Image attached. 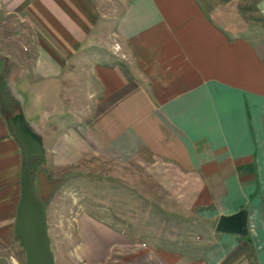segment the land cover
Returning a JSON list of instances; mask_svg holds the SVG:
<instances>
[{
	"label": "crops",
	"instance_id": "obj_1",
	"mask_svg": "<svg viewBox=\"0 0 264 264\" xmlns=\"http://www.w3.org/2000/svg\"><path fill=\"white\" fill-rule=\"evenodd\" d=\"M213 3L0 0V39L18 45L0 74L27 80L47 162L82 158L115 182L102 197L87 174L68 216L35 171L54 264H264V0ZM22 158L0 111V251L23 259ZM241 209L246 233L216 229Z\"/></svg>",
	"mask_w": 264,
	"mask_h": 264
},
{
	"label": "water",
	"instance_id": "obj_2",
	"mask_svg": "<svg viewBox=\"0 0 264 264\" xmlns=\"http://www.w3.org/2000/svg\"><path fill=\"white\" fill-rule=\"evenodd\" d=\"M7 64L5 58L0 57ZM10 83L5 81V85ZM16 97V96H15ZM18 101V100H17ZM12 135L22 148V165L19 187V202L16 208L15 227L22 243L24 264H54V258L49 245L45 209L32 195L29 184L28 161L34 156H43L41 134L24 116L21 103L17 109L6 116ZM219 231L246 233L247 212L241 209L235 213L221 214L216 223Z\"/></svg>",
	"mask_w": 264,
	"mask_h": 264
},
{
	"label": "rangeland",
	"instance_id": "obj_3",
	"mask_svg": "<svg viewBox=\"0 0 264 264\" xmlns=\"http://www.w3.org/2000/svg\"><path fill=\"white\" fill-rule=\"evenodd\" d=\"M202 2H205V0H201ZM209 2L213 3V0H208ZM216 1V0H214ZM238 1V0H237ZM214 4V3H213ZM236 7V6H235ZM224 9V10H223ZM228 9L227 6H224L222 8V11H226ZM1 30H5L6 28H0ZM7 49H14L15 46H18L16 43L9 44L6 42V40L0 39V55H3ZM18 50V48H17ZM13 52L11 50V52ZM19 50L20 47H19ZM5 74H2L3 84L5 85V81L9 82L12 77H9V73L7 76V70L11 69H5ZM0 71H3L2 69V61L0 59ZM26 79V77H25ZM19 81H17V84L14 85L15 89H11L12 85H10V90L13 92L16 96V99L21 103H23V98H28L29 94L31 93L30 88L26 86V81L21 77L18 78ZM2 86V85H1ZM1 99L5 101V104L9 107V98L8 93L3 92L1 93ZM16 111V110H15ZM87 160H84L80 158L73 164H69L67 166L55 168L51 167L50 164L47 162L45 158V154L41 157L34 156L31 158L29 165H28V171H29V177H30V183L34 187V175L35 171L42 170L45 174H50L53 178H55L52 182V185H56L55 190L53 194L51 195V202L50 205L53 209H57L59 213L67 214L68 216L73 213V211L79 209L81 207V200L83 199V194L87 192V183L85 182V179H87L85 176L90 173V176L93 178L92 181H94V185H92L93 192L95 194H99L102 197H106L108 194L107 192H112L111 195L114 194L115 190V182L112 180L109 183L111 184V187H106L104 182L105 175L103 174V171L98 170H92L87 171ZM98 165V164H96ZM138 174V180L139 181H145L146 175H144V172L142 170L137 171ZM110 177V176H109ZM112 178V177H110ZM124 193H127L126 191ZM140 195V202L138 206L141 207L144 206L146 203L143 200L142 193ZM108 197V196H107ZM61 214H59L60 217ZM3 247H5L3 245ZM12 246L6 247L5 249L0 251V264H24L23 259L21 257V254L19 255L17 252H12ZM106 264H120L119 260H115L114 258L110 259Z\"/></svg>",
	"mask_w": 264,
	"mask_h": 264
},
{
	"label": "trees",
	"instance_id": "obj_4",
	"mask_svg": "<svg viewBox=\"0 0 264 264\" xmlns=\"http://www.w3.org/2000/svg\"><path fill=\"white\" fill-rule=\"evenodd\" d=\"M3 83L4 82H3V79H2V75L0 74V95L3 92H6V93L8 92L7 89L4 87L5 85ZM8 98H9V104H10L9 107H8L7 104H5V101L3 99H1V96H0V111L2 112V114L5 117L7 115L13 113L17 109V103H18L17 99L15 97H13L12 95L8 94ZM38 157H41V156H38ZM31 158L28 161V165H29V162H30ZM29 184H30L31 193H32L33 197L37 200V197H36V194H35V188L30 183V177H29Z\"/></svg>",
	"mask_w": 264,
	"mask_h": 264
},
{
	"label": "flooded vegetation",
	"instance_id": "obj_5",
	"mask_svg": "<svg viewBox=\"0 0 264 264\" xmlns=\"http://www.w3.org/2000/svg\"><path fill=\"white\" fill-rule=\"evenodd\" d=\"M8 68H9V67H8L7 65L4 66V70H5V69H8ZM5 71H6V70H5ZM7 71H8V70H7ZM2 74H5V73L3 72V73H1V75H2ZM2 76H4V75H2Z\"/></svg>",
	"mask_w": 264,
	"mask_h": 264
}]
</instances>
